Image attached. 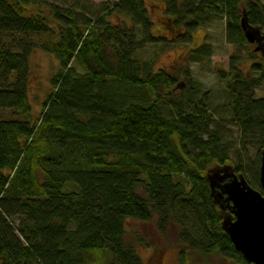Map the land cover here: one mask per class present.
I'll return each instance as SVG.
<instances>
[{"label": "trees", "instance_id": "trees-1", "mask_svg": "<svg viewBox=\"0 0 264 264\" xmlns=\"http://www.w3.org/2000/svg\"><path fill=\"white\" fill-rule=\"evenodd\" d=\"M150 1H104L92 14L80 0H0V264H146L131 219L165 235L176 227L183 264L191 252L255 264L222 229L207 170L230 163L262 190L264 59L240 20L246 7L264 26V1L154 0L165 2L161 23ZM214 16L239 49L219 70L237 138L206 99H177L178 77L138 56L150 43H191ZM39 47L59 65L35 115ZM191 50L196 60L211 51Z\"/></svg>", "mask_w": 264, "mask_h": 264}, {"label": "rangeland", "instance_id": "rangeland-1", "mask_svg": "<svg viewBox=\"0 0 264 264\" xmlns=\"http://www.w3.org/2000/svg\"><path fill=\"white\" fill-rule=\"evenodd\" d=\"M59 4L72 5L75 0H54ZM104 1L118 0H80L78 8H83L88 4L92 14L99 11V5ZM264 1V0H263ZM151 11L155 21L164 20L158 15L164 16L162 9L165 7L164 1H150ZM226 20L222 16H214L207 22L199 26L194 33L191 43H150L139 50L138 56L144 60L155 62V69L164 68L170 74L178 77V82H185V86L173 91L177 99H187L199 102L206 99V103L214 118L227 125L228 130L234 138L238 137V128L232 121V110L230 106V95L227 87V80L220 77L219 70H229L230 61L236 51H239L234 44L227 41ZM157 33H162V29L156 28ZM264 33V26H262ZM170 35V33H166ZM208 44L210 53L205 54L203 60H196L190 55L196 53L193 47ZM250 47H242L240 53L242 57L248 54ZM31 65L33 68L34 80L30 89L35 115L42 110L41 102L45 99L46 93L52 89L50 79L57 70L59 61L57 58L42 48H37L31 55ZM189 67L192 80L185 78L184 70ZM80 71L82 67L78 66ZM258 96H261L262 89H257ZM128 228L139 233L146 241V245H141L139 252L146 264H183L180 258L179 245L177 242V229L172 226L167 235L161 234L157 230L155 223H145L138 220H129ZM186 258L184 264H227L231 261L217 255H210L207 258L201 257L199 253H193Z\"/></svg>", "mask_w": 264, "mask_h": 264}, {"label": "water", "instance_id": "water-1", "mask_svg": "<svg viewBox=\"0 0 264 264\" xmlns=\"http://www.w3.org/2000/svg\"><path fill=\"white\" fill-rule=\"evenodd\" d=\"M240 24L253 51L264 59L262 26L250 22L246 7L242 8ZM184 86V81L177 84V88ZM207 177L211 196L220 208L222 229L246 260L264 264V148L260 164L262 190L254 188L230 163L210 166Z\"/></svg>", "mask_w": 264, "mask_h": 264}]
</instances>
